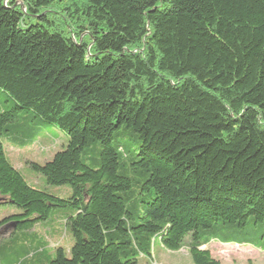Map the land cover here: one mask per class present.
<instances>
[{
  "label": "trees",
  "instance_id": "16d2710c",
  "mask_svg": "<svg viewBox=\"0 0 264 264\" xmlns=\"http://www.w3.org/2000/svg\"><path fill=\"white\" fill-rule=\"evenodd\" d=\"M0 89V204L20 209L0 264H137L155 239L193 264H221L213 240L264 250V0H0ZM36 118L67 144L29 166L68 197L5 154ZM56 208L67 252L9 245Z\"/></svg>",
  "mask_w": 264,
  "mask_h": 264
},
{
  "label": "rangeland",
  "instance_id": "374dc122",
  "mask_svg": "<svg viewBox=\"0 0 264 264\" xmlns=\"http://www.w3.org/2000/svg\"><path fill=\"white\" fill-rule=\"evenodd\" d=\"M8 100V101H7ZM15 103L0 89V112L4 106H14ZM20 116L30 117L29 113H21ZM21 122V120L19 121ZM30 132L25 131L20 138L27 139L22 146H15L3 139L5 154L10 158L12 164L16 166L27 183L35 188L46 190L48 193L58 197H68L71 193L68 185L48 184L42 174L35 172L30 166V162L42 164L52 158L55 152L66 147L67 136L58 127L42 122L39 118L31 121ZM30 134V135H29ZM20 209L10 203L0 204V219L19 213ZM71 214L69 208L53 209L48 219L38 222L32 229L27 231H16L10 240V246L15 250L20 247L25 240L33 246L40 244L44 248L41 252V262L48 256L54 255L55 247H61L66 252L72 244V237L68 226L65 224V217ZM251 221L246 226L250 227ZM260 231H249L248 234L254 238L264 229V218L259 221ZM11 236V227L0 230V241ZM160 243L155 239L152 245L151 257L140 256L137 264H193L186 245L177 251L169 252L159 247ZM203 248L209 249L213 257L221 264H264V250L253 247L249 244L237 245L233 243H221L213 240ZM12 256L3 259L1 264H16Z\"/></svg>",
  "mask_w": 264,
  "mask_h": 264
},
{
  "label": "crops",
  "instance_id": "0c3cea01",
  "mask_svg": "<svg viewBox=\"0 0 264 264\" xmlns=\"http://www.w3.org/2000/svg\"><path fill=\"white\" fill-rule=\"evenodd\" d=\"M8 238H9V237H8ZM8 238H7V239H8ZM7 239H4V240H7Z\"/></svg>",
  "mask_w": 264,
  "mask_h": 264
}]
</instances>
